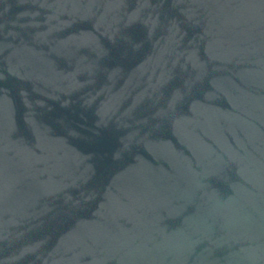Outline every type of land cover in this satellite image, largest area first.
<instances>
[{
  "label": "water",
  "instance_id": "water-1",
  "mask_svg": "<svg viewBox=\"0 0 264 264\" xmlns=\"http://www.w3.org/2000/svg\"><path fill=\"white\" fill-rule=\"evenodd\" d=\"M0 264H264V0H0Z\"/></svg>",
  "mask_w": 264,
  "mask_h": 264
}]
</instances>
